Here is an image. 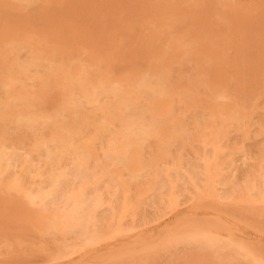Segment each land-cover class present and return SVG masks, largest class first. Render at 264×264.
Segmentation results:
<instances>
[{
	"label": "rangeland",
	"instance_id": "1",
	"mask_svg": "<svg viewBox=\"0 0 264 264\" xmlns=\"http://www.w3.org/2000/svg\"><path fill=\"white\" fill-rule=\"evenodd\" d=\"M262 1H264V0H241L240 1L241 6L245 7V12L240 11V12H242V13H240V15H241V17L242 16H244V18L246 17L245 20L247 19V21H243V22H245V23L250 22V21H248L249 19L247 18V15H249L248 16L249 18H250V16L253 18L252 13H254L258 7L256 5L258 3H261ZM263 16L264 15H262V14L260 16L262 20H263ZM106 19H107V17H106ZM240 20H241V18L239 19V21ZM252 21H253V19H251V22ZM12 22L13 21L7 22L4 20H0V29H1L0 30V59H1L0 67H1V69L4 66L3 70L0 69V72H1L0 78L2 79V83L0 82V84H1L0 85V97L3 99H6V100H12V102L15 104V107H13V110H11L12 114L17 113L19 115H25L26 109L24 107L21 108V106L23 105L22 102L24 103L25 101L32 99V102H34V103H36V101H37V104H39V103L43 104L42 102H45L43 100L45 98H47V96H49V93H53L55 88H56V90H58L59 87H61V89H63V88L65 89L66 84L64 82H61V81H59V84H60L59 86L57 85L58 83L54 84L52 86V88H54L52 90L53 92L48 90V88H46V87L43 89L42 84L37 83L36 80L34 79L35 75H36V67H34V69H33V67H29V69L24 68L25 67L24 64L26 62V59H24V58H22L23 60L19 59L18 62H14L12 60L8 61L9 58L7 59L6 55L2 52L3 47L5 45H9L8 43L12 44L9 46H13L15 48L17 47L16 45H18V47H17V49L19 50L18 54H21L23 56L24 54H27L28 52H30V54H28V55H31V57H33L35 55L33 58L36 59L37 61H39V59L42 57L41 55H45L46 52L49 51V54H52V56L47 54L44 58V60H46L45 64H47V62H50L51 60H55V58L57 56L56 54H58L59 44L66 41V40H61V39L63 37L65 38V35H66L67 40H68V38L69 39L72 38L74 32H76L77 29H75V26L73 25L74 28L70 27L71 30L70 29L66 30V32H69L70 37H67L69 34L67 35V33H64L65 31H63V32L61 31L65 35L61 34V32H58L56 35L53 33V35H54V36L52 35L53 37L51 35L45 36L46 34H42V35H44V37H43L41 34H37L35 32H32L31 30H29L24 25H22V27H21L17 23L13 22L14 23L13 24ZM243 22L241 24H243ZM244 24H243V26H244ZM250 24H253V23H250ZM6 25L8 27H6ZM245 25H246V29H247L248 28L247 24H245ZM72 28H73V30H72ZM80 28H82L84 30V28L81 25L79 27V30H81ZM239 29H242V28H239ZM2 30L4 33L1 32ZM10 30H12V31H10ZM19 30H20V33H19ZM74 30H76V31H74ZM15 31H17V32H15ZM29 31H30V34L33 33V35L28 34ZM71 31H72V33H70ZM129 33H131V32H129ZM24 34H26V35H24ZM95 34H96L95 32L93 33L92 36H89V34H88V36H89L88 39L85 38V37H87V35H84L83 40H84L85 45H83V46H85V50H86L85 52H87V53L88 52L89 53L94 52V47H95V49H96L95 52L96 51L98 52V53H96L97 54L96 57H97V63L99 65L97 63L94 65V64L86 61L84 58L86 55L85 52L83 53L84 54L83 56H79L75 52L69 53L70 55H68L70 57L71 56L74 57V56L78 55V57L82 58V59L80 58L81 60H84L82 62H85V63H82L78 57H74V59L76 60L75 63H77V60H79L78 64H79L80 70L81 69L82 70H84V69L89 70V68H90L89 71H91L92 70L91 67L92 68L96 67V68H98V72H100V71L103 72L101 70L103 68V66H106V64H107L106 68L112 67L114 64L117 63V60L119 61V59H120L119 55H121L122 50H123V46H121V45H123L122 36L120 37V35H113V37H112V35H111L110 39L107 40V42H106V40L103 42L104 35L101 33L103 36L100 35V37H99V39L101 38L100 42H99L101 44V46H99L100 44L98 42H96V37H93ZM60 35L61 36L63 35V37H60ZM35 37H36V39H34ZM19 38H20V40H18ZM48 38H49V40H48ZM59 38H61V39H59ZM114 38H115V40H114ZM42 39H44V40H42ZM28 40L30 42H28ZM34 40L36 42V46H33V45H35V44H33ZM91 40L95 41V43ZM39 41H41V42L39 43ZM24 42H26V43H24ZM54 42H55V44H54ZM86 42L90 43V45L92 43L93 44H92V46H90ZM111 42H113V44H115V45H113ZM23 43H24V45H22ZM42 43H43V45H41ZM47 43H49V44H47ZM39 45H40V49L42 47V49L46 50V51H43L42 49L40 51ZM93 45H95V46H93ZM109 45H110V47H108ZM111 45H112V47H111ZM23 46H24V48H23L24 51L22 49ZM37 46H38V49H37ZM50 46H52L51 47L52 50L50 49ZM30 47H32V49H34V47H35V49H34L35 52H33V50L30 49ZM44 47H45V49H44ZM88 47H89V51L87 50ZM114 47H115V49H117L116 51H115ZM119 47H120V49H119ZM97 49H99V50H97ZM105 49L107 50V53H105L106 52ZM31 50H32V53H31ZM104 50H105V52H104ZM110 50L114 53H112ZM118 50H120V51H118ZM231 51H229L230 52V53H228L229 55H231L233 53V54H236L237 57L240 55V56H242V58L243 57L246 58L245 54H244L246 51L245 52L242 51L244 53H242L241 50L239 51V49H235L236 53L231 52ZM39 56H41V57H39ZM52 58H54V59H52ZM244 58H243V60H244ZM104 59H105V61H104ZM98 60H101V61H99L100 63L98 62ZM20 61H21V63H19ZM41 61H43V60H41ZM106 61H108V62H106ZM113 61H114V63H113ZM238 61L239 62L241 61L240 63H244V64H246L248 62V61H246V63H245V61L240 60V58L238 59ZM11 62H13V63H11ZM110 62H112V63L110 66H108L110 64ZM16 65H20V66H16ZM83 67H85V68H83ZM241 67L243 69L242 70L243 73H241L243 77L241 76L242 77L241 78L240 77L241 74L239 72H237V71H240L241 69L238 68V66H236L234 68H238V69H236V71H234V68H233L232 70L234 71V73L236 75H239V74L240 75L238 76L237 79H236L237 76L235 75L234 79H236L237 81H235V82L233 81L231 83L238 82V80H240V78L241 79L246 78L245 77L246 74H244V72L247 70L244 71V68L246 69L247 66H244V67L241 66ZM250 68H252V67H248L247 69L251 71L252 69H250ZM6 69L7 70L9 69V70L6 71ZM24 70H25V72L23 74H25V75L22 74V72ZM2 71L7 72V73L6 74L2 73ZM20 71H21V74H20ZM33 72L35 73V75ZM26 73H27V75H26ZM28 73H29V76H28ZM31 73H33V74H31ZM128 73H129V71H127V73L124 72V74L123 73L121 74L122 75L121 79H123L124 77H127V78H124V81H126V83H125L126 84L125 85L126 93H124V94H126V95L123 96V98L124 97L125 98L123 99V101H121L122 106L127 104L130 99L135 104H138V102H139L138 95L133 90V88L135 87L134 85L137 82L136 80L134 82V79H135L134 75L135 74L133 75V73L130 72L131 75H129ZM155 73L158 74L156 71H154V72L153 71H151V72L144 71V75L150 74V76H153ZM1 76H4V77H1ZM31 76H32V78H31ZM15 77L16 78L19 77V78L16 79ZM153 77H156V76H153ZM23 78H26V79H23ZM28 78H30V79H28ZM10 79L14 80V81H10ZM24 80H26L25 82H27L28 84L24 83ZM128 80H130L134 85H132L131 82ZM245 80H247V79H245ZM3 81H4V83H3ZM240 81H242L243 84L242 83L241 84L236 83L237 85L232 84V88H234V87L238 88V85H240L239 91H238V89L236 90L235 88L233 90L232 89H230V90H232L233 93L235 91H238V93H241V97H242V94H244L245 92L249 93L250 90H252V97L250 95L251 93L249 94L251 99H248L250 97H248L249 95L245 93V95L247 96V100L249 102L252 101L254 106L256 104H258V102H259V104H258L259 106H257L256 108L253 106L254 107L253 110L249 106L250 109H248V110H251V111H250L249 119L247 120V123H244L245 126L242 125V127L244 126V128H242V129L240 128L238 130H236V129L235 130L231 129V130H227V131L222 130V131H220L221 133L217 132V134L220 135L222 139L220 138V136L217 137V134L214 131H211L210 129L208 130L209 127L207 128L204 126L205 129L207 128V130H208L207 131L204 129V127H201V125H199V126L194 125L195 127L192 125L193 128L191 126H187L188 131H186V129H184L186 127H184V124L181 123L182 121L180 120V117H176V118H178V120L175 117L169 118V116L173 117L170 114L172 111L169 112L170 110L168 111L169 114H167V112H166V114L165 113L161 114L160 117H161V123L162 124L160 123V121H158L157 122L158 125L159 124H161V125H159V127L154 128L150 124L151 120H148L149 122L146 121L147 119H149V117L147 118V115L150 111L146 112L147 115H144L146 113L143 114L146 119L144 118V116H142L141 118L137 117L138 119L134 118V116H133L134 114L133 115L130 114L131 115L130 118H129V116H128V118H126V116L129 114L125 113L123 111V108H120V109H122V112H119V113H122V115L118 113V117H117V114H116L115 116L117 118H114V120L118 119L120 121L121 119H123V120H125L124 123L125 122L127 123V121L129 122V120L131 119L130 120L131 124H132V122H134L132 126H134L135 128L137 126L138 130L133 128L132 126H126L128 124L125 123L126 124L125 125L123 123V120H121L120 122L122 123V125H124V127L122 125H121L122 127L121 126L115 127L114 130L115 131L117 130L116 132L114 130H112L114 127H111L112 129H110L108 132L109 135L111 134V131H112V133L115 132L117 137L114 136L115 135L114 133L112 135L113 137H109V135L107 133V135H108L107 139L105 138L106 140H108V141H106L107 143L103 142V144L99 143V145H98V142L95 143L96 139L87 140V139L82 137L85 135H83V134L81 135V133L79 135H77L78 142L81 139L84 140V141L81 140L78 144H80L82 146L81 142L82 143L85 142L86 144H89L90 146L87 145V147L84 148V146L81 147L80 145L77 144L78 146L77 145L76 146L78 148L77 149L78 151L77 150H76L77 152L74 151V157L72 159L71 165L69 162H66V163L64 162L65 165L66 164L67 165L65 166L63 163H61L59 165V167H60L62 173H65V174H66L67 168L68 169L70 168L69 170L72 169L70 171V173H73L74 171H78V172H74V175H71V176H73V178L70 177V179H72L71 180L72 192H71V190H69L70 191V198L75 197L74 198L75 202L78 199L80 200V198L81 199H87L88 198L87 200H90V202L92 201L94 203L95 206L92 209H89L88 211H84L85 214H87L86 216H84V212H82L80 209L79 210H73L71 208L70 209H68V208L63 209L65 206L64 200H61L59 202H57V200L55 198H53L54 200H51L52 197L55 196V193L53 191H55V192L57 191L56 185L55 184L51 185L49 182H43L41 177H37L36 174H38L37 172H38V170H40V169H38V167H37L38 170L36 169V167H34V166H37L36 165L37 161H33L32 163H31V161H28L29 156H27L28 152H26V151H30L28 154L32 155V157H33V155L35 156L39 150L37 146L40 145L41 143H43L42 141H44V139H42V138H45L47 140V138L49 139L52 137V138L56 139L58 137L57 135H59V130L56 129V127H58V126H56L54 128L52 127L50 129V131H52L54 133L50 132L49 130H36V131L33 130V131H30L29 132V141H31V142L26 143L28 145H24V146L22 145L21 148H18L17 150L12 149L11 151H9L8 157L5 158V163L8 167L4 171H2V173L0 172V264H264L263 263L264 262L263 261L264 260V256H263L264 255V215H263L264 214V202H263L264 199H262L264 197V190L262 187H260V185H257L258 183H260L258 177L261 174V172H263V170H264L263 169L264 168V161H262L261 163H259V162L257 163V160L251 159V155L254 157V159H256V157H257L256 153L257 152L255 150H257L258 146L261 144L262 140L264 141V139H263V136H259L258 133H256L257 135H255L256 136L255 138L253 137V135L252 136L249 135L251 133L249 131L252 130V128L254 129V126H256V120L255 119H258L260 122L261 121L260 118L262 119L264 117V113H262V112H264L263 111L264 110V102H263V106L260 105L261 104L260 102L262 101L263 95L261 93H260V95L258 94L260 91L259 89L257 91L255 89L256 87L255 88L252 87L253 89H255V91H254L253 89H250L251 87H249V92H248V90L244 91L245 88L248 89L247 85H251V83H249V81L247 80L248 83L246 85L244 80H240ZM22 82L24 83V85ZM30 82H31V84H30ZM127 82H129V84ZM17 84H19V85H17ZM26 84H27V86H26ZM32 84H33V86H32ZM36 84H37L36 87L39 89H36V87H35ZM4 85H9V87L4 86ZM29 85H30V87H29ZM229 85L231 86V84H229ZM2 86H4L9 91L12 90L13 92H15L17 90L15 92L16 95H15V93H12V92H9V93H11L9 96H8L9 93L4 94V88ZM11 86H14V88H12ZM18 86H20V87H18ZM131 86H133V88ZM230 86L227 85L228 88ZM15 87H18V89L17 88L15 89ZM28 87H29V89H26V90H28L29 92H27V94H26L25 88H28ZM182 87L179 86L178 89H180V91H181ZM30 88L33 90H31ZM240 88H241V90H240ZM227 90H229V89H227ZM21 91H22V93H21ZM253 91L258 94V95L256 94L258 97L253 96V94H255ZM35 92H37V93H35ZM39 92H40V94H39ZM43 92H45V93H43ZM133 92L135 94L134 98H132ZM232 92H230V93L232 94ZM41 93L44 95H46V94H48V95L44 96ZM183 93H180L181 95H178L174 98H170V100L168 102H167L166 98H164V99L160 98L159 99L160 104H162V105L166 104L167 106L173 105V104L174 105H180L181 101L184 99H185L184 100V103H185V102H187L186 100H188V98H186V97H188V95H187V93L186 94L185 93L183 94ZM236 93L231 96V98H233L234 100H235L234 95H236ZM128 94H130L129 97L127 96ZM18 95H21L22 97H20V96L18 97ZM25 95H27L28 97H26ZM29 95H30V97H29ZM34 95H36L37 97ZM245 95H243V98H246ZM126 96H127V98H126ZM130 96H132V97H130ZM181 96H182V98H181ZM15 97H16V99H15ZM35 97L37 98V100ZM177 97L179 99L175 100V98H177ZM236 97L238 98L237 95H236ZM253 97H255L254 100H252ZM13 98L15 100H13ZM20 98H23V99L20 100ZM239 98H240V94H239ZM90 101H93V99ZM173 101L174 102L176 101V102L174 103ZM177 101H179V103H177ZM236 101H237V103L239 102L238 103L239 105L241 104V100L240 101L236 100ZM243 101L245 104L248 102V101L245 102V100H243ZM123 103H125V104H123ZM245 104H243V106L242 105H240V106L245 107L247 109L248 105H250L251 103H248L247 107ZM19 105H21V106L19 107ZM17 108H20L21 110L17 109ZM257 108H258V110H257ZM259 112H261V113H259ZM256 113H259L260 115L262 114L261 117L255 116L256 117L255 118L254 114L259 115ZM6 114H9V112L6 113L5 110H3V109L1 110V108H0V117H3ZM164 114L167 116H165ZM49 115H50V113L46 112L44 117L46 118V116H47L49 118L50 117ZM149 115H151V114H149ZM122 116L125 118H123ZM119 117H120V119H119ZM167 117H168V119H166ZM253 117H254V119L250 122V119ZM142 118L146 121L145 123H144ZM133 119H135V120H133ZM141 119L143 122L141 121ZM167 120H170V121L166 122ZM137 121H138L139 125L136 124ZM140 121H141V123H140ZM249 122L250 123L255 122V123H254V125H248ZM146 123H148V124H146ZM173 123L174 124L177 123L176 124L177 126H179L180 124H183V127H181L182 125L179 127L176 126L177 127V131H176V128L173 127V126H175ZM134 124H136V126ZM163 124H164V126H163ZM169 125H170V127H169ZM260 125H262V124H260ZM140 127H142L145 130V132H144V130H142V128L139 129ZM164 127H166L165 129L168 132H166ZM198 127H200V128H198ZM118 128H120L121 130ZM131 128L133 130H135L134 131L135 133H130L131 131L133 132V130H131ZM146 128H147V130H146ZM148 128L151 131H149ZM157 128H160V129H157ZM169 128H171V129H169ZM178 128H179V131H178ZM181 128H183V129H181ZM197 128L199 131L196 130ZM124 129H125V131H124ZM172 129H175V131L174 130L171 131ZM180 129H181V131H180ZM190 129H192V130H190ZM225 129H227V128H225ZM257 129H259V127H257ZM118 130L122 131V132L120 133ZM126 130H128V131H126ZM142 131H143V133L141 134ZM146 131H147V134H146ZM157 131H159V132H157ZM162 131H163V133H162ZM184 131L187 133H185ZM209 131H211V132H209ZM224 131L228 132V133L226 134ZM128 132L130 134H133V136H136L137 138L132 137L130 134H128ZM171 132H173L172 136L170 134ZM199 132H200V135H199ZM252 132H254V131L252 130ZM97 133H98L97 131H93V132L90 131L89 136L94 137V136L98 135ZM136 133H138V134H136ZM158 133H160V134H158ZM166 133H168V135ZM212 133H214V134H212ZM222 133H223V135H222ZM241 133H242V135L240 136L239 134H241ZM126 134L129 135L128 136L129 138L126 136ZM143 134H145V135H143ZM148 134L150 136L152 135L153 137H148L149 136ZM164 134H166V135H164ZM175 134L177 136H179L180 139L177 138V136ZM210 134H212V135H210ZM123 135H125V136L121 137ZM138 135L142 136L143 139H142V137H140ZM180 135H182V136H180ZM207 135H209V136H207ZM263 135H264V133H263ZM54 136H57V137H54ZM249 136H251V137L249 138ZM34 137L36 139H34ZM39 137H41V138H39ZM138 137H140L141 139ZM174 137L177 139V142H176V139L174 141ZM188 137H189V139H188ZM192 137H193V139H192ZM38 138H39V140H37ZM123 138H125V140ZM147 138H151V139H148L149 141L146 142ZM209 138H212V139H209ZM120 139H121V142L124 140L123 141L124 144L120 142ZM127 139L130 142L132 141V143L130 144V142ZM155 139H156V141H155ZM167 139H169L172 143L168 142ZM185 139L186 140L188 139V141H185ZM224 139H226V140H224ZM228 139H230V140H228ZM135 140L136 141L138 140V141L136 142ZM152 140L154 142L150 143V141H152ZM157 140L158 141L160 140L161 142L160 141L158 142ZM215 140H217V141H215ZM39 141H41V142H39ZM110 141H111L112 146L109 145ZM139 141L141 143L143 141V143H142L143 145L141 144V146H140ZM218 141H219V143H218ZM36 142H37V145H36ZM114 142H116V143H114ZM118 142L120 143V145ZM128 142H129V145H128ZM133 142L137 143V145ZM166 142L169 143V145L172 144V146L170 145L171 147L168 148L167 147L168 144H166ZM178 142H180V143H178ZM33 143H35V144H33ZM126 143H127L128 148L132 147V146H133V148L134 147L135 148L134 149L131 148V152H130L129 151L130 148L127 149L126 146L124 147V145H126ZM148 143L152 144V145H148ZM153 143H156L155 146ZM174 143H177V145H175ZM202 143H204L206 145H204ZM209 143H211L212 145L208 146ZM228 143L231 144V147ZM100 144H102V145L100 146ZM104 144H105V146H104ZM132 144H135V145H132ZM181 144L182 145L184 144L185 146L183 145V147H182V146H180ZM186 144L187 145L190 144V145L187 146ZM213 144H214V146H213ZM232 144L233 145L235 144L234 147L232 146ZM108 145L111 146V148L114 152L110 151L111 148ZM161 145H163L162 147H164V148H162ZM220 145H221V148H220ZM222 145L223 146L225 145V146L223 147ZM149 146L152 148H150ZM158 146H160V147H158ZM203 146H206V147H203ZM23 147L25 149H23ZM32 147L34 148L33 149L34 152L32 151ZM96 147H97V149H96ZM106 147H107V149H106ZM113 147H116V148H113ZM141 147H143V149L139 150L138 148H141ZM174 147H176V148H174ZM201 147H203V149ZM210 147H212L213 149H211ZM215 147H217L218 149ZM227 147H229V148H227ZM145 148L147 149V151L144 150ZM165 148L167 149V151L164 150ZM259 148H260V146H259ZM27 149H30V150H27ZM79 149H80V151H79ZM118 149L121 150V152H119ZM153 149H155V150L158 149V151H155V150L152 151ZM159 149H160V151H159ZM161 149H162V151H161ZM204 149H205V152H204ZM208 149L210 150V153H209V151H207ZM101 150L102 151L105 150V153L101 152ZM84 151H86V152H84ZM87 151H88V153H87ZM92 151H94L96 153L94 154V152H92ZM115 151L118 152V155L116 154L117 152H115ZM127 151H129V153H131V154L127 153ZM148 151H150V153ZM227 151H228V153H227ZM244 151H246L245 153L247 154L245 157H244V155H245ZM82 152L86 153V154H83ZM99 152L102 155L103 154L106 155L107 157H104V155L100 156L101 154ZM106 152H108L107 154H109V156L106 154ZM109 152L111 153V155L113 154L112 157H111ZM144 152H145V154H144ZM152 152H154L155 156L153 154H151ZM75 153H77V154H75ZM121 153H122V156L124 155L123 156L124 158H122V159L120 157ZM156 153H158L160 155H158ZM171 153L172 154L174 153V155L171 156L172 155ZM233 153H234V155H233ZM235 153H237V154H235ZM23 154L26 156L28 162L27 161H22V162L19 161L18 156H21ZM82 154L85 156H83ZM89 154L95 155L94 158L96 159V161L94 158H92L93 155H89ZM114 154H116V155H114ZM127 154H129V155H127ZM182 154H183V156H182ZM202 154H203V156H201ZM249 154H250V156H249ZM96 155H99L98 158L96 157ZM156 155H158V156L156 157ZM165 155L167 156V158ZM207 155L208 156L210 155L211 158L208 157ZM86 156H87V158H86ZM143 156H144V158H143ZM160 156H161V158H160ZM196 156H198V158ZM76 157L80 158V159L76 160ZM90 157L92 160L89 159ZM99 157L101 160L99 159ZM102 157L104 159H102ZM117 157L120 158L121 161L118 160ZM191 157H193V158H191ZM217 157H220L221 159L220 158L217 159ZM231 157L233 160L231 159ZM111 158H114L115 160L116 159L117 160L114 162V159H111ZM141 158H143V159H141ZM148 158L151 159L152 161L149 160ZM162 158L165 160H163ZM190 158H191V160H190ZM194 158L198 164V168H200V169H198L196 167V163L194 162L195 161ZM209 158H210V160H208ZM245 158H247V159H245ZM198 159H200V160H198ZM84 160H85V162H84ZM102 160H105V161H102ZM107 160H109V163L106 162ZM122 160L124 162L125 161H127V162L124 163ZM156 160H158V161H156ZM161 160H163V161H161ZM183 160H184V162H183ZM203 160H207V162H206L207 164L204 163L205 161H203ZM90 161L92 162V164ZM143 161L144 162L146 161L145 163L147 165ZM213 161L217 164L214 165ZM79 162H81V163L83 162L82 165H80L81 163H79ZM100 162H101V164L102 163L103 164L101 165ZM181 162H183V165L181 164ZM192 162H193V164H191ZM104 163H108V164H106V166H104L105 165ZM113 163L117 164V166L115 165V167H114ZM122 163L125 164L126 168L123 167L124 164H122ZM151 163L154 165H152ZM167 163H170V166ZM248 163H250V165ZM254 163L257 166L258 165L259 166L261 165V166L257 167L255 165H253ZM28 164L31 165V168H30V165H28ZM86 164H89V165L87 166ZM72 165L73 166L76 165L78 168L83 166V169H82V171L81 170H75L74 167H76V166L73 167ZM91 165H92V169L89 167ZM93 165H94V167H93ZM142 165H144V166H142ZM164 165H165V167H164ZM192 165L194 166L195 171L192 169L193 168ZM208 165H210V168L208 167ZM232 165H234V166H232ZM247 165H249V166L246 167ZM262 165H263V168H261ZM28 166L31 169V171L29 168H27ZM70 166H72V167H70ZM87 167H89L90 169H88ZM107 167H110V169H108ZM184 167L186 169H184ZM187 167H190L191 169L188 170ZM25 168L28 170H24ZM84 168H86V170H89L88 176L86 174L88 171L85 170L86 171L85 172ZM95 168H97V169L95 170ZM123 168H124V170H123ZM162 168H163V170H162ZM180 168L182 171H178V170H180ZM196 168H197V170H196ZM73 169H74V171H73ZM126 169H127V171H125ZM205 169H206V171H205ZM243 169H245V170H243ZM23 170L26 172H29L30 175L28 177H26V175H24ZM34 170H36L37 172ZM156 170H158L157 174H159V175L156 174ZM186 170H188V171H186ZM190 170L191 171L193 170L192 172H194V173L192 174V172ZM200 170H202V171H200ZM213 170H215V171H213ZM255 170H257L259 172L255 171ZM98 171H100V172H98ZM107 171L110 173H108ZM145 171H146V173H144ZM176 171H178V173H180L182 176L184 174L188 175L187 173L189 172L188 176L191 177L190 178L191 181H186L184 183H176L175 181L172 180L173 177L171 178V176H170V175L177 173ZM207 171H210L209 174L211 172L213 174L217 172L216 174H214V176L211 175L212 173L210 174V176H212V180L209 183H211V184H208L207 182H205L206 181L205 174ZM254 171H255V173H254ZM81 172H83L82 173L83 175L81 174ZM92 172L93 173L98 172L99 174L96 173L97 175L96 174L92 175ZM105 172H107L108 174ZM126 172L128 174H130L129 176H131V177L135 178L137 176L135 181H133L134 178L129 177L128 174H126ZM195 172L198 174H196ZM199 172L200 173L205 172V173L203 175V173L200 174ZM119 173H121V174L119 175ZM241 173H242V175H241ZM102 174H104V175H102ZM111 174H114V176ZM135 174H138V175L135 176ZM140 174H141V177L143 175L142 179H141V177H139ZM75 175H79L81 177L75 176ZM108 175L109 176L111 175V176L109 177ZM197 175H198V177H197ZM91 176H94V177H91ZM199 176H200V178H199ZM225 176H229V177H226V178H228V180H235L237 183V186L241 185L240 187H242L244 184L247 183V186H248V189L250 190V192L247 194L245 193L246 195H244V191L241 192V190L239 188L234 193H233V191L226 190V188L220 184V182H219L220 180H218V179L223 178ZM255 176L256 177L258 176V177L256 178ZM195 177H196V179H195ZM85 178L90 179L91 182L89 183L90 180H87ZM105 178H107V179H105ZM111 178H113L112 181H111ZM125 178H126V180H125ZM161 178L163 179V181L165 180L164 182H166V179L168 178L166 186L163 182H161L165 186L164 189L166 187L168 188V189L166 188V191L163 189V185L161 183L158 184V182L162 180ZM77 179L79 180V182L76 183ZM117 179H118V182H116ZM131 179H133V180H131ZM245 179H246V181H245ZM251 179H253V180H251ZM196 181H199V182H196ZM94 182H96V184H92ZM105 182H107V184ZM108 182H110L111 184ZM144 182H146V183H144ZM171 182L173 183V185ZM250 182H251V184H250ZM150 183H152V184H150ZM205 183H207V184H205ZM181 184H183V185H181ZM198 184H200V185H198ZM102 185H103V187H102ZM108 185H111L112 187H114V185H115V187H114L115 189L113 188L114 190H112V188ZM131 185H133V187ZM142 185H144V186H142ZM159 185L161 187H159ZM169 185H170V187H168ZM178 185H179V187H181V189H179ZM186 185H188L187 186L188 188L187 187L185 188ZM190 185L192 188L190 187ZM134 186H136V187H134ZM41 187H42V189L44 188V190H41V192H40L39 189H41ZM211 187H213V188H211ZM221 187L222 188L224 187V188L222 189ZM99 188H101V189H99ZM108 188H109V191H108ZM156 188H158L157 190L159 192L161 191V194L158 191H156ZM96 189H97V191L95 192ZM110 189L113 191L112 193L110 192L111 191ZM162 189L164 191V194L162 193L163 192ZM154 190L156 193L152 192ZM129 191H130V193H129ZM77 192H79V195ZM108 192H110V193L108 194ZM231 192H232V196L230 195ZM238 192H240V193H238ZM252 192H254L255 195H253ZM140 193H143V194H140ZM153 193L154 194L159 193V194H157L156 198H154L155 195ZM223 193H225V194H223ZM74 194H75V196H74ZM88 194H91L92 196L90 197V196H88ZM149 194L151 195L150 199L148 196ZM152 194L154 196H152ZM240 194H242V195H240ZM127 195H128V197L130 196V198H128ZM158 195H159V197H157ZM257 195L260 196L261 198H259ZM221 196H223V197H221ZM234 196H235V198H234ZM250 196H251V198H250ZM255 196H257V197H255ZM116 197H117V200H116ZM144 198H147V199L143 200ZM48 199L50 201H48ZM112 200H116V201L112 202ZM135 201H136V203H135ZM157 201H161V202L157 203ZM258 201H260V202H258ZM45 202L48 204H46ZM56 202L58 203V205ZM103 203L104 204L106 203V204L104 205ZM144 203L145 204L147 203V204L145 205ZM10 204H12V205H10ZM42 204H43V206H42ZM51 204H53V205H51ZM18 205L22 208L18 207ZM106 209H108V210H106ZM114 210H115V212H114ZM108 213H110V214H108ZM82 215L84 217H82ZM91 215H92V217H91ZM34 217H35V219H33ZM82 218L85 220V223L84 222L81 223L80 221H78ZM87 219H89V220H87ZM49 222H50V224H49ZM96 223H97V225H96ZM82 224L83 225L86 224V225L83 226ZM91 224H94V225H91ZM37 225H39V226H37ZM115 226H117V227H115ZM36 227H37V229H36ZM79 227H81L83 230H82L81 235L77 236V234L75 233V229H79ZM96 227L98 229H96ZM44 228L46 230L47 229L51 230V228H52L53 231L48 232ZM37 230L40 232H38ZM95 230H97V232ZM69 231H71L73 233H71ZM69 233H71V234H69ZM92 233L94 235H92ZM49 235H51V236H49ZM71 236H74V237H71ZM46 237L49 239H47ZM51 237H54V238L51 239ZM64 237H66L67 240H65ZM57 238L59 240H61L60 238H62V241H59ZM191 239H193V242L191 241ZM200 239H203V240H200ZM187 240H189V241H187ZM209 240H211V241H209ZM184 242L186 245L184 244ZM187 242H189V243H187ZM195 242L198 244H195ZM210 242L213 243L214 245L211 244ZM67 243H68V245L66 246ZM177 243H178V245H177ZM199 244H201V245H199ZM63 245L66 247L63 249V252H62L61 249L63 248ZM183 245H185V246H183ZM195 245L199 249H202V248H205V249H202L203 251L202 250L200 251ZM207 245H209V246H207ZM55 246H56V248H55ZM58 246L61 249H59ZM83 246H85V247H83ZM53 249H56V250H53ZM70 249L73 252L70 251ZM210 249H214V251L210 252ZM67 251H69L70 254ZM215 251H217V253ZM234 251H236V252H234ZM222 252H223V254H222ZM253 253H255V254L253 255ZM61 254H62V256H61ZM251 254L255 258H253L251 256ZM64 255H65V257H64ZM57 256H59V257H57ZM260 259L262 260L261 263H260ZM257 260H259V261H257Z\"/></svg>",
	"mask_w": 264,
	"mask_h": 264
},
{
	"label": "bare ground",
	"instance_id": "2",
	"mask_svg": "<svg viewBox=\"0 0 264 264\" xmlns=\"http://www.w3.org/2000/svg\"><path fill=\"white\" fill-rule=\"evenodd\" d=\"M240 1L241 0H0V20H4V21H7V22L13 21L14 23H17L21 27H22V25H24L29 30H31L32 32H35L37 34H41V35L42 34H46L45 36H49V35L52 36L53 33L56 35L58 32L65 31L64 33H67V35H68L69 32H66V30L67 29H70L71 30L70 27H73L74 28V26H75V29H77V31L74 30L76 32H74L72 38H70V39L68 38V40L66 39V35L61 32V34L65 35V38L63 37V35L62 36L60 35V37H63L64 39L63 38L62 39L59 38V39L66 40V41H64L63 43H60L59 44V46H58V48H59L58 54H56L57 55L56 56L57 59L54 57L55 60H51L50 62H47V64H45V61L46 60H44V58H45V56L47 54L52 56V54H49V51L46 52L45 55H41L42 57L39 56L41 58L40 59L38 58L39 61H37L36 59L33 58L35 55L33 57H31V55H28V54H30V52H28V53L26 52L27 54H24L23 56L21 54H18V52H19V50L17 49L18 45H16L17 47L15 48L13 46H9V45H12V44L11 43H8L9 45H5L3 47L2 52L6 55L7 59L9 58L8 61L12 60L14 62H18L19 59L20 60H23L22 58H24V59H26V62L24 64V66H25L24 68L29 69V67H33V69H34V67H36V75L33 72L34 75H35V78L34 77L33 78L36 80L37 83H41L42 84L43 89L46 87V88H48V90L52 91L54 89V88H52V86L54 84L58 83L57 85L58 86L60 85L59 84V81L64 82L66 84V88L65 89L64 88L61 89V87H59L58 90H56V88H55L54 92L52 91L53 93H49V96H47L48 94L44 95V94L41 93L42 95L47 96V98H45L43 100V101H45V102H42L43 104H40V103L37 104V101H36L37 100V98H36L37 96L36 95H34V96H36L35 97L36 98V100H35L36 103L32 102V99H30V98L29 99L31 101L30 100H27L24 103L21 101L23 105L22 106L19 105V107L21 106V108L24 107L26 109L25 115H19L17 113L15 114L14 112L16 110L13 112L14 114H12L11 113V110H13V107H15V104L12 102V100H6V99H3V98L0 97V108H1V110L2 109L5 110L6 113L9 112V114H6L3 117H0V172L2 173V171H4L8 167L6 165V163H5V158L8 157L9 151H11L12 149L17 150L18 148H21L22 145L23 146L24 145H28L26 143L31 142V141H29V132L30 131H33V130L34 131H36V130H49L50 131V129L52 127L54 128V127L58 126V127H56V129L59 130V135H57L58 137L57 136H54V137H57V138L54 139V138L51 137L49 139L47 138V140L45 138H42V139H44V141L41 140L43 142L41 144L39 143L41 141L38 142L40 144V145L37 146L39 150H38V152H37V154L35 156L33 155V157H32V155L28 154L30 151H26V152H28L27 153V156H29L28 161H31V163L33 161H37V164H36L37 166H34V167H36V169H37V167H38V169H40V170L37 169L38 172L36 170H34V171H36L38 173V174H36L37 177H41L43 182H49L51 185L52 184H55L56 185L57 191L56 192L53 191L55 193V196L52 197L51 200H54L53 198H55L57 200V202H59L61 200H64L65 201V206H64L63 209H66V208H68V209L71 208L73 210H79L80 209L82 212H84V211H88L89 209H92L95 205H94V203L92 201L90 202V200H87L88 198L87 199H81L80 198V200L79 199L78 200L76 199L77 200L76 202L74 201V198L75 197L74 198L73 197L70 198V191L69 190H71V192H72V189H71V186H72L71 180L72 179H70V177L73 178V176H71V175H74V172H78V171H74V169H73L74 172L73 173H70V171L72 169L69 170L70 168L69 169L67 168L66 169L67 171L65 170L66 171V174H65V173H62L59 165L61 163H63L65 165L66 162H69L70 165H71L72 159L74 157V151L75 152L78 151L77 150L78 149L77 146L80 145L78 143L81 140H83V139H81L78 142L77 135H79L80 133H81V135L82 134L85 135V136H82V137L85 138V139H87V140L96 139V142L95 143L98 142V145H99V143H102L103 144V142L107 143L106 141H108V140H106V139H107V136L109 135V133H108L109 130L112 129L111 127H114L112 129V130H114L115 127H120L122 125V123L120 121L123 120V119H121L120 121L118 119H115L114 120V118H117L118 117V113L119 112H122V109H120V108H123V111L125 113L129 114L127 116L125 115L126 118H128V116L130 118V116L133 115V114H134L133 115L134 118H137V117H140L141 118L142 116L147 115V113H146L147 111H150L148 113V115H147V118L149 117V119H147L146 121L149 122L148 120H151L150 124L154 128L159 127V125L162 124L161 123V117L160 116L163 113L166 114V112H167V114H169L168 113L169 110H170L169 112L172 111L170 114L173 116V117L169 116V118L180 117V120L182 121L181 123H183L184 124V127H186V128H184V129H186V131H188L187 130L188 129L187 126H191L192 127V125L193 126L194 125H197V126L201 125V127H204L205 126L207 128L209 127L208 130L210 129L211 131H214L216 134H217V132L219 133L222 130L227 131V130H231V129L238 130L240 128L241 129L244 128V126H245L244 123H247V120L249 119V114H250V111H251V110H248V109H250V107H251V109L253 110L254 107L256 108L257 106H259L258 105L259 102H258V104H256L254 106L253 103H252V101L249 102L247 100V96L245 95V93L248 94V95L251 93L250 95L252 97V90H250V92H249V87H251L250 89H253V88L256 87L255 89L257 91L259 89L260 91H259L258 94L260 95V93H261L263 95L262 101L260 102L261 103L260 105L263 106V102H264V99H263L264 98V16H263V20L260 17L261 14L264 15V11H263L264 10V1H262L261 3H258L256 5V6H258L257 9H256V11L254 13H252L253 15L251 14L253 16V18L250 16V18L253 19L252 22H251V19L248 17L249 15H247V18L249 19L248 21H250L248 23L247 22L246 23L243 22V21H247V19L245 20L246 17L244 18V16L241 17V15H240V13H242L240 11L245 12V7L244 6H241ZM106 17H107V19H106ZM238 18L239 19L241 18V20H240L241 22L239 21ZM242 22H243V24L244 23L247 24V27H248L247 29H246V25L245 24H244L245 27L243 26V24H241ZM250 23H253V24H250ZM80 25L84 28V30L82 28H80L81 30H79ZM6 27H8V26L6 25ZM73 28H72V30H73ZM239 28H242V29H239ZM20 30H19V33H20ZM10 31H12V30H10ZM1 32H3V30ZM15 32H17V31H15ZM94 32L96 34L93 37H96V42H98V43L100 42V39H101V38L99 39V37L102 34L104 35L103 42L105 40L107 42V40L110 39V36L111 35H112V37H113V35H120V37L122 36V38H123V45H121V46H123V50H122L121 55H119V57H120L119 61L117 60V63L114 64L112 67H107L106 68L107 64H106V66H103V68L101 69L103 72H101V71L98 72V68H96V67H94V68L91 67V69H92L91 71H89L90 68H89V70H87V69L86 70L85 69L84 70H82V69L80 70L79 69V64H78L79 60H77V63H75L76 60L74 59V57H78V55L79 56H83L84 55L83 53L86 51L85 50V46H83V45H85L84 44V40H83V36L84 35H87V37H85V38L88 39V37L89 36H92ZM129 32H131V33H129ZM70 33H72V31ZM28 34H30V31H29ZM88 34H89V36H88ZM24 35H26V34H24ZM30 35H33V33L30 34ZM42 36L44 37V35H42ZM67 37H70V34ZM20 38L18 40H20ZM34 39H36V37ZM42 40H44V39H42ZM48 40H49V38H48ZM114 40H115V38H114ZM91 41H93V40H91ZM26 42H24V43H26ZM28 42H30V41L28 40ZM40 42L41 41H39V43ZM93 42L95 43V41H93ZM24 43L22 45H24ZM43 43L41 45H43ZM111 43L113 44V42H111ZM33 44H35L33 46H36L35 40H34ZM47 44H49V43H47ZM54 44H55V42H54ZM87 44L90 45V43H87ZM92 44L90 46H92ZM113 45H115V44H113ZM93 46H95V45H93ZM99 46H101V44ZM51 47L52 46H50V49H51ZM108 47H110V45ZM111 47H112V45H111ZM23 48H24V46L22 47V49ZM30 49H32V47H30ZM34 49H35V47H34ZM34 49H32L33 52H35ZM37 49H38V46H37ZM41 49H42V47H41ZM41 49H40V45H39V50L41 51ZM44 49H45V47H44ZM114 49H115V47H114ZM119 49H120V47H119ZM235 49H239V51L241 50V52L242 51H244V52L246 51L245 53L242 52V53L245 54V57L246 58L243 57L244 58V60H243L242 56H240V55L237 57L236 54H233V53L231 55L228 54V53H230L229 51H231V50H232L231 52H235ZM32 50H31V53H32ZM87 50L89 51V47H88ZM95 50L96 49L94 47V52H95ZM97 50H99V49H97ZM105 50H104V52H105ZM116 50L117 49H115V51ZM23 51H24V49H23ZM43 51H46V50H43ZM118 51H120V50H118ZM74 52L77 53L78 55L77 56H74V57L68 56V55H70L69 53H74ZM94 52H91V53L85 52L86 55H85L84 58H85L86 61H88V62H90V63H92V64L95 65L97 63V57H96L97 54L96 53H98V52L97 51L95 53ZM105 53H107V50H106ZM112 53H114V52H112ZM54 58H52V59H54ZM78 58L80 59L81 57H78ZM239 58H240V60L245 61V63H246V61H248V62L246 64L240 63L241 61L240 62L238 61ZM81 59H80L81 62L84 61V60H81ZM41 60H43V61H41ZM0 61H1V59H0ZM99 61H101V60H98V62ZM104 61H105V59H104ZM106 62H108V61H106ZM11 63H13V62H11ZM19 63H21V61ZM82 63H85V62H82ZM111 63L112 62H110V64L108 66H110ZM113 63H114V61H113ZM16 66H20V65H16ZM236 66H238V68L241 69L240 71H237L240 74L243 73V71H242L243 69H242L241 66H243V67L244 66H247L246 69L244 68V71L247 70V71L244 72V74H246V76H245L246 78L241 79L243 76H242V74L241 75L239 74L240 77L242 76L240 78V80H244L245 83H246V85H247V83L249 81V83H251V85H252V86L251 85H247V88L248 89L245 88L244 91L245 90L246 91L248 90L249 93L245 92L244 94H242V97H241V93H238L239 86L240 85H238V88L237 87H234L236 90L238 89V91H235L234 93L232 92V90L234 89V88H232V84L237 85V84H241L242 83V81H240V80H238V82H236L237 84L236 83H231L233 81L234 82L237 81L236 79L239 76V75H236L234 73V71H236V69H238V68H234ZM248 67H252V68H250L252 70L251 71L248 70L247 69ZM83 68H85V67H83ZM233 68H234V71L232 70ZM0 69H1V67H0ZM3 69H4V66L2 67L1 70H3ZM8 70L6 69V71H8ZM127 71H129V73H128L129 75H131V73H133V75L135 74L134 75V78H135L134 79V82H135V80L137 81L135 83V85L130 80H128V81H130L131 84L135 86L134 88H133V86H131V87L133 88L134 92L138 95L139 102H138V104H135L130 99L129 100L130 102L127 100L128 103L127 104L123 103L125 105L122 106L121 105V101H123V99L125 98V97L123 98V96L126 95V94H124V93H126V89H125L126 88L125 87L126 81H124V78H127V77H124L123 76L124 78L121 79V76H122L121 74L122 73L124 74V72L127 73ZM144 71H149V72L156 71L158 74L155 73L156 75L154 74L153 76H156V77H153V76H150V74L149 75H144ZM24 72H25V70L22 72V74ZM2 73H5L6 74L7 72H3L2 71ZM33 73H31V74H33ZM0 74H1V72H0ZM20 74H21V71H20ZM23 75H25V74H23ZM26 75H27V73H26ZM235 75L237 76L236 79H234V76ZM28 76H29V73H28ZM1 77H4V76H1ZM17 78H19V77H17ZM31 78H32V76H31ZM11 79H10V81H14V80H11ZM23 79H26V78H23ZM28 79H30V78H28ZM245 79H247L248 81L245 80ZM0 80H1L0 82L2 83V79L1 78H0ZM25 81L26 80H24V83H27ZM3 83H4V81H3ZM24 83H23V85H24ZM127 83L129 84V82H127ZM19 84H17V85H19ZM27 84H26V86H27ZM30 84H31V82H30ZM229 84H231V86ZM227 85L230 86V87L228 88ZM4 86H8L9 87V85H4ZM4 86H2L4 88V94H6V93L8 94L9 92L15 93L17 91V90L15 92H13L12 90L9 91ZM32 86H33V84H32ZM36 86H37V84L35 85V87ZM179 86L180 87L183 86L181 91H180V89H178ZM11 87L14 88V86H11ZM18 87H20V86H18ZM18 87H15V89L16 88L18 89ZM29 87H30V85H29ZM29 87L28 88H25V90L26 89H29ZM36 89H39V88L36 87ZM227 89H229V90H227ZM230 89H232V90H230ZM255 89H253V90L255 91ZM31 90H33V89H31ZM240 90H241V88H240ZM22 91H21V93H22ZM229 91L232 92V94ZM27 92H29V91L26 90L25 93L27 94ZM134 92H133V95H132L133 97L132 96H130V97L134 98V95H135ZM183 92L185 94L187 93V95H188V97H186V98H188V100H186L187 102L184 103V100L185 99L184 100L181 99L182 101L181 100L180 101H181L182 104L180 103V105H174L173 104V105L167 106L166 104H163V105L160 104V101H159L160 98L161 99L162 98L163 99L166 98V100L168 102L170 100V98H174V97H176L178 95H181L180 93H183ZM35 93H37V92H35ZM43 93H45V92H43ZM235 93L238 96V98L236 97V95H234L235 96L234 97L235 100H234L233 98H231V96L233 94H235ZM10 94L11 93H9L8 96ZM39 94H40V92H39ZM239 94H240V98H239ZM256 94L257 93L253 94V96H257L258 95V94L257 95ZM15 95H16V93H15ZM129 95L130 94H128L127 96L129 97ZM243 95H245L246 98H243ZM250 95L248 97H250ZM19 96L22 97L21 95H18V97ZM25 96L28 97L27 95H25ZM127 96H126V98H127ZM29 97H30V95H29ZM251 97L248 98V99H251ZM181 98H182V96H181ZM15 99H16V97H15ZM15 99L13 98V100H15ZM21 99H23V98H20V100ZM92 99H93V101H90ZM176 99H179V98L177 97V98H175V100ZM254 99H255V97L252 98V100H254ZM236 100H238V101L241 100V104L240 105H242V106H243V104H245L243 100H245V102L248 101L245 104L246 107H247L248 103H251L252 105L251 104L248 105V107L246 109L245 107L240 106L238 104L239 102L237 103ZM177 103H179V101H177ZM17 109H20V108H17ZM257 110H258V108H257ZM46 112H49L50 113V115H49L50 117L49 118L47 117L48 115L46 116L47 119L44 117V115H45ZM261 112H259V113H261ZM144 113H146V114H144ZM259 113H256V114H259ZM262 113H264V112H262ZM116 114H117V117L115 116ZM119 114L122 115V113H119ZM149 114H151V115H149ZM261 115L260 114L259 115H255L254 114V117L255 116H260L261 117ZM165 116H167V115H165ZM254 117L250 119V122L254 119ZM123 118H125V117H123ZM144 118H145V116H144ZM119 119H120V117H119ZM142 119H141V121H142ZM166 119H168V117ZM176 119L178 120V118H176ZM130 120H129L130 123L128 121H127V123L125 122L128 125H126L124 123L125 120H123V123L126 126H132L134 122H132V124H131V121ZM133 120H135V119H133ZM170 120H167L166 122H168ZM255 120H256V126H254V129L255 130L252 128V130L254 132H252V130H250L249 132H251V133L249 135H251V136L253 135V137L255 138L256 137L255 135H257L256 133H258V135L259 136H263V139H264V135H263V133H264V117L262 119L260 118V120H261L260 122H259L258 119H255ZM141 121H140V123H141ZM143 121H144V123L146 122L144 119H143ZM158 121H160L161 124L158 125V123H157ZM250 122H249L248 125H254V123H255V122L254 123H250ZM136 124H138V121H137ZM136 124H134V125L136 126ZM146 124H148V123H146ZM164 124H163V126H164ZM176 124H174L175 126L172 125L174 128H176V131H177V127H179L181 125H182L181 127H183V124H180L179 126H177ZM260 124H262V125H260ZM242 125H244V126L242 127ZM122 126L124 127V125H122ZM132 127L135 128L134 126H132ZM169 127H170V125H169ZM205 127H204V129H205ZM257 127H259V129H257ZM141 128L142 127H140L139 129H141ZM165 128L166 127H164V129ZM198 128H200V127H198ZM198 128L196 130H198ZM207 128L205 130H207ZM225 128H227V129H225ZM118 129H120V128H118ZM135 129H137V126H136ZM157 129H160V128H157ZM169 129H171V128H169ZM181 129H183V128H181ZM181 129H180V131H181ZM131 130H133V129L131 128ZM142 130H144V129L142 128ZM146 130H147V128H146ZM173 130L175 131V129H172L171 131H173ZM190 130H192V129H190ZM90 131L91 132L97 131L98 132L97 133L98 135H96L94 137L93 136L90 137L89 136ZM124 131H125V129H124ZM126 131H128V130H126ZM134 131L135 130H133V132L131 131L130 133H135ZM149 131H151V130L149 129ZM178 131H179V128H178ZM211 131H209V132H211ZM50 132H52V131H50ZM115 132H113V133L115 134ZM119 132L121 133L122 131H119ZM129 132H128V134H130ZM144 132H145V130H144ZM157 132H159V131H157ZM166 132H168V131L166 130ZM52 133H54V132H52ZM107 133H108V135H107ZM113 133L111 131V134L109 135V137H113L112 136ZM138 133H136V134H138ZM142 133H143V131L141 132V134ZM162 133H163V131H162ZM172 133L173 132L170 133L171 136H172ZM185 133H187V132H185ZM225 133L227 134L228 132H225ZM146 134H147V131H146ZM158 134H160V133H158ZM166 134L168 135V133H166ZM166 134H164V135H166ZM212 134H214V133H212ZM212 134H210V135H212ZM130 135L132 137H136V136H133V134H130ZM143 135H145V134H143ZM199 135H200V132H199ZM222 135H223V133H222ZM239 135L241 136L242 133L239 134ZM114 136H116V134ZM124 136L125 135H123L121 137H124ZM126 136L128 137L129 135L126 134ZM138 136H140V135H138ZM180 136H182V135H180ZM207 136H209V135H207ZM218 136H220V135L217 134V137ZM251 136H249V138ZM140 137H142V136H140ZM140 137H138V138H140ZM148 137H153V136L152 135L151 136L149 135ZM39 138H41V137H39ZM39 138L37 140H39ZM177 138H179V136H177ZM220 138H221V136H220ZM34 139H36V138L34 137ZM123 139L125 140V138H123ZM142 139H143V137H142ZM148 139H151V138H147V141L146 142L149 141ZM156 139H155V141H156ZM175 139L176 138L174 137V141H175ZM188 139H189V137H188ZM188 139L187 140L185 139V141H188ZM192 139H193V137H192ZM209 139H212V138H209ZM167 140H168V142L172 143L169 139H167ZM224 140H226V139H224ZM228 140H230V139H228ZM123 141L121 142V139H120V142L124 144ZM215 141H217V140H215ZM129 142H128V145H129ZM151 142H154V141L152 140V141H150V143ZM176 142H177V139H176ZM114 143H116V142H114ZM131 143H132V141L130 142V144ZM133 143H135V142H133ZM142 143H143V141H142ZM142 143L141 142L139 143L140 146H141ZM178 143H180V142H178ZM218 143H219V141H218ZM263 143H264V141L262 140L261 144L259 145L260 148L258 146L257 150H255L257 152V153L255 152L257 157L254 155L256 157V159H254V157L251 155V159L252 160H257V163L258 162L261 163L262 161H264V144ZM33 144H35V143H33ZM81 144H82V146H84V148L87 147V145H89V144H86L85 142L84 143L81 142ZM102 144H100V146ZM135 144L137 145V143H135ZM135 144H132V145H135ZM153 144L155 146L156 143H153ZM166 144H168V146H167L168 148L172 146V144H170L171 145L170 146L169 143H167V142H166ZM174 144L177 145V143H174ZM202 144H204V143H202ZM214 144H213V146H214ZM228 144L231 147V144L230 143H228ZM36 145H37V142H36ZM109 145L112 146L111 141H110V144ZM119 145H120V143H119ZM148 145H152V144H149L148 143ZM183 145L181 144L180 146L183 147ZM189 145H187V146H189ZM204 145H206V144H204ZM210 145H212V144L209 143L208 146H210ZM234 145L232 144L233 147H234ZM104 146H105V144H104ZM111 146H109V147L111 148ZM125 146L127 147V143H126V145H124V147ZM162 146L163 145H161V147ZM97 147H96V149H97ZM158 147H160V146H158ZM203 147H206V146H203ZM203 147H201V148L203 149ZM113 148H116V147H113ZM129 148L127 147V149H129V151L131 152V148H133V146L132 147H129ZM150 148H152V147H150ZM162 148H164V147H162ZM174 148H176V147H174ZM210 148L213 149L212 147H210ZM215 148H217V147H215ZM220 148H221V145H220ZM227 148H229V147H227ZM23 149H25V148L23 147ZM33 149L34 148L32 147V151H33ZM106 149H107V147H106ZM138 149L141 150V149H143V147L138 148ZM27 150H30V149H27ZM144 150L147 151L146 148ZM154 150L155 149H153L152 151H154ZM164 150L167 151L166 148ZM79 151H80V149H79ZM110 151H113L112 148H111ZM129 151H127V153H129ZM155 151H158V149L155 150ZM159 151H160V149H159ZM161 151H162V149H161ZM207 151H209V153H210V150L209 149ZM84 152H86V151H84ZM92 152H94V151H92ZM101 152H104L105 153V150L104 151L101 150ZM115 152H117V151H115ZM119 152H121V150H119ZM145 152H144V154H145ZM148 152L150 153V151H148ZM204 152H205V149H204ZM245 152L246 151H244V153ZM87 153H88V151H87ZM95 153L96 152H94V154ZM107 153L108 152H106V154ZM227 153H228V151H227ZM75 154H77V153H75ZM83 154H86V153H83ZM116 154L118 155V152ZM116 154H114V155H116ZM129 154H131V153H129ZM129 154H127V155H129ZM151 154L154 155V152H152ZM156 154H158V153H156ZM235 154H237V153H235ZM89 155H93V154H89ZM103 155L101 154L100 156H103ZM107 155L109 156V154H107ZM110 155H111V153H110ZM112 155H111V157H112ZM158 155H160V154H158ZM158 155H156V157ZM173 155H174V153L171 156H173ZM233 155H234V153H233ZM246 155L247 154L245 153L244 157ZM83 156H85V155H83ZM94 156L95 155H93V157L92 156L91 157L94 158ZM98 156L99 155H96L97 158H98ZM123 156H122V153H121V156H120L121 159L124 158ZM182 156H183V154H182ZM201 156H203V154ZM249 156H250V154H249ZM77 157H76V160L80 159V158H77ZM91 157L89 159H91ZM104 157H107V156L104 155ZM118 157H117V159L120 160V158H118ZM196 157L198 158V156H196ZM208 157H210V155ZM18 158H19V161H21V162L22 161H27V158H26V156L24 154L21 155V156H18ZM86 158H87V156H86ZM143 158H144V156H143ZM143 158H141V159H143ZM160 158H161V156H160ZM166 158H167V156H166ZM191 158H193V157H191ZM191 158H190V160H191ZM210 158L208 160H210ZM218 158H220V157H217V159ZM99 159H100V157H99ZM102 159H104V158L102 157ZM111 159H114V158H111ZM200 159H198V160H200ZM231 159H232V157H231ZM245 159H247V158H245ZM116 160L114 159V162ZM149 160H151V159H149ZM158 160H156V161H158ZM163 160H165V159H163ZM163 160H161V161H163ZM184 160H183V162H184ZM194 160H195V158H194ZM95 161H96V159H95ZM102 161H105V160H102ZM203 161H205L204 163L207 162V160H203ZM214 161H213L214 165L217 164ZM84 162H85V160H84ZM106 162L109 163V160H107ZM125 162H127V161H125ZM183 162H181L182 165H183ZM194 162L196 163V167L198 168V164H197L196 160ZM79 163H81V162H79ZM82 163L80 165H82ZM108 163H104L105 164L104 166H106V164H108ZM124 163H122V164H124ZM170 163H167V164H169V166H170ZM30 164H28V165H30ZM89 164H86V165L88 166ZM91 164H92V162H91ZM100 164H101V162H100ZM191 164H193V162ZM248 164L250 165V163H248ZM76 165H74V166H76ZM115 165L117 166V164H114L113 163V166L114 167H115ZM152 165H154V164H152ZM249 165H247L246 167H248ZM253 165H255V163ZM72 166H70V167H72ZM142 166H144V165H142ZM232 166H234V165H232ZM255 166H257V165H255ZM76 167H74L75 170H81L82 171V169H83V166L82 167H79V168L78 167L76 168ZM89 167L92 169V165L89 166ZM89 167H87V168L90 169ZM93 167H94V165H93ZM123 167H125V164L123 165ZM164 167H165V165H164ZM190 167H187L188 170L191 169ZM208 167L210 168V165H208ZM27 168H29V166ZM30 168H31V165H30ZM97 168H95V170ZM107 168L110 169V167H107ZM197 168H196V170H197ZM261 168H263V165H262ZM184 169H186V168L184 167ZM192 169L195 171L194 166H193ZM198 169H200V168H198ZM24 170H28V169L25 168ZM85 170H86V168H84V171ZM123 170H124V168H123ZM158 170H156V174H157V171ZM162 170H163V168H162ZM188 170H186V171H188ZM243 170H245V169H243ZM257 170H255V171H257ZM30 171H31V169H30ZM86 171H88L86 173L87 176H88L89 170H86ZM125 171H127V169ZM178 171H182L181 168ZM178 171H176L177 173H175L173 175H170L171 178L173 177V179H172L173 181H175L176 183H184L186 181H191V179H190L191 177L188 176L189 175V172L188 173L186 172L188 175H185L184 174L182 176L180 173H178ZM200 171H202V170H200ZM205 171H206V169H205ZM213 171H215V170H213ZM255 171H254V173H255ZM93 172H92V175L93 174L95 175L96 173L99 174L98 172H100V171L95 172V173H93ZM107 172H105V173H107ZM209 172L210 171H207L206 174H205V178H206V181L205 182H207L208 184H211L209 182H211L212 176H214V174H216L217 172L214 173V174L211 172L212 174L211 173L210 174L212 176H210ZM257 172H259V171H257ZM82 173L83 172H81V174ZM108 173H110V172H108ZM144 173H146V171ZM193 173L194 172H192V174ZM201 173H203V172H201ZM204 173H203V175H204ZM242 173H241V175H242ZM120 174L121 173H119V175ZM126 174H128V173L126 172ZM141 174L139 175V177H141ZM196 174H198V173H196ZM24 175H26V177H28L30 175V173L24 171ZM102 175H104V174H102ZM111 175L114 176V174H111ZM129 175L130 174H128V176ZM136 175H138V174H135V176ZM157 175H159V174H157ZM75 176H79V175H75ZM79 177H81V176H79ZM91 177H94V176H91ZM129 177H131V176H129ZM136 177L135 178L134 177H131V178H134V180L133 179H131V180L135 181ZM197 177H198V175H197ZM226 177H229V176H225L223 178L218 179V180H220L219 181L220 184L223 185L226 188V190L233 191V193H234L239 188L241 190V192L244 191V195H246L247 193L250 192V190L248 189L247 183L244 184L242 187H240L241 185L240 186H237V183H236L235 180H228V178H226ZM113 178H111V181L113 180ZM142 178H143V175H142L141 179ZM199 178H200V176H199ZM258 178H259L260 183H258L257 185H260V187H262L263 190H264V170H263V172H261V174L259 175ZM85 179H87V178H85ZM105 179H107V178H105ZM195 179H196V177H195ZM87 180H90V179H87ZM125 180H126V178H125ZM167 180H168V178L166 179V182H164L165 180L163 181V179L161 181H159V182L157 181V182H158V184L161 183V182H163L165 184V186H166ZM251 180H253V179H251ZM245 181H246V179H245ZM77 182H79L78 179L76 180V183ZM90 182H91V180L89 181V183ZM116 182H118V179H117ZM196 182H199V181H196ZM105 183L107 184V182H105ZM108 183H110V182H108ZM144 183H146V182H144ZM152 183H150V184H152ZM163 183H161V184L163 185V189H164L165 186H164ZM207 183H205V184H207ZM92 184H96V182H94ZM250 184H251V182H250ZM160 185H159V187H161ZM172 185H173V183H172ZM181 185H183V184H181ZM198 185H200V184H198ZM108 186H110L112 188V190L115 189L114 188L115 185H114V187H112L111 185H108ZM131 186L133 187V185H131ZM142 186H144V185H142ZM187 186L188 185H186L185 188ZM102 187H103V185H102ZM134 187H136V186H134ZM168 187H170V185ZM178 187H179V185H178ZM190 187H191V185H190ZM158 188H156V191H158L157 190ZM166 188L164 189L165 191H166ZM211 188H213V187H211ZM99 189H101V188H99ZM163 189H162V191H163ZM179 189H181V187H179ZM41 190H44V188L42 189V187H41V189H39V191L41 192ZM112 190L110 191L111 193L113 192ZM96 191H97V189L95 190V192ZM108 191H109V188H108ZM79 192H77L78 195H79ZM110 192H108V194ZM152 192L156 193L155 190L152 191ZM129 193H130V191H129ZM159 193L161 194V191ZM159 193H157V194H159ZM162 193L164 194V191ZM238 193H240V192H238ZM252 193H253V195H255L254 192H252ZM140 194H143V193H140ZM150 194L148 195L149 196V199H150V196H151ZM153 194H152V196L155 195L154 198H156V195L157 194H154V195ZM223 194H225V193H223ZM230 195L232 196V192H231ZM240 195H242V194H240ZM74 196H75V194H74ZM88 196L91 197L92 195L91 194H88ZM257 196H255V197H257ZM127 197H128V195H127ZM157 197H159V195ZM221 197H223V196H221ZM258 197L261 198L260 196H258ZM128 198H130V196ZM234 198H235V196H234ZM250 198H251V196H250ZM145 199H147V198H144L143 200H145ZM262 199H264V197ZM116 200H117V197H116ZM116 200H112V202H114ZM48 201H50V200L48 199ZM158 202H161V201H157V203ZM258 202H260V201H258ZM135 203H136V201H135ZM46 204H48V203H46ZM10 205H12V204H10ZM51 205H53V204H51ZM57 205H58V203H57ZM42 206H43V204H42ZM18 207H20V206L18 205ZM20 208H22V207H20ZM106 210H108V209H106ZM114 212H115V210H114ZM108 214H110V213H108ZM86 215L87 214H85V212H84V216H86ZM92 215H91V217H92ZM84 216L82 215V217H84ZM33 219H35V217ZM87 220H89V219H87ZM78 221H80L81 223L82 222L85 223V220L83 218L80 219V220H78ZM49 224H50V222H49ZM84 225H86V224H84ZM91 225H94V224H91ZM96 225H97V223H96ZM37 226H39V225H37ZM115 227H117V226H115ZM36 229H37V227H36ZM96 229H98V228L96 227ZM82 230L83 229L81 227H79V229H75V233L77 234V236L78 235H81ZM46 231L51 232L53 230L51 228V230H48L47 229ZM95 231L97 232V230H95ZM38 232H40V231H38ZM69 232H71V231H69ZM71 233H73V232H71ZM71 233H69V234H71ZM51 235H49V236H51ZM92 235H94V234L92 233ZM71 237H74V236H71ZM52 238H54V237H51V239ZM47 239H49V238H47ZM60 239L61 240H59V239L58 240L59 241H62V238H60ZM64 239L67 240L66 237H64ZM200 240H203V239H200ZM187 241H189V240H187ZM191 241L193 242V239H191ZM209 241H211V240H209ZM187 243H189V242H187ZM198 243L195 242V244H198ZM184 244H185V242H184ZM201 244H199V245H201ZM211 244H213V243H211ZM67 245H68V243L66 244V246ZM177 245H178V243H177ZM185 245H183V246H185ZM59 246H58V248H59ZM66 246L63 245V248L62 249L59 248V249H61L62 252H63V249ZM207 246H209V245H207ZM83 247H85V246H83ZM55 248H56V246H55ZM202 249H205V248H202ZM202 249H199V250L201 251ZM214 249H210V252L211 251L213 252ZM53 250H56V249H53ZM70 251H72V250L70 249ZM67 252L69 253V251H67ZM215 252L217 253V251H215ZM234 252H236V251H234ZM222 254H223V252H222ZM254 254L255 253H253V255ZM253 255L251 254L252 257H253ZM61 256H62V254H61ZM57 257H59V256H57ZM64 257H65V255H64ZM253 258H255V257H253ZM257 261H259V260H257ZM261 261L262 260L260 259V263H261Z\"/></svg>",
	"mask_w": 264,
	"mask_h": 264
}]
</instances>
